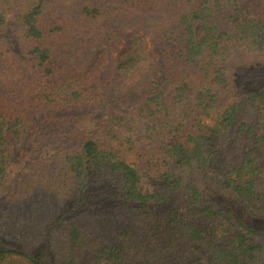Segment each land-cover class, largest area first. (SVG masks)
Returning <instances> with one entry per match:
<instances>
[{
	"label": "trees",
	"instance_id": "1",
	"mask_svg": "<svg viewBox=\"0 0 264 264\" xmlns=\"http://www.w3.org/2000/svg\"><path fill=\"white\" fill-rule=\"evenodd\" d=\"M2 192L0 264H264V0H0Z\"/></svg>",
	"mask_w": 264,
	"mask_h": 264
},
{
	"label": "rangeland",
	"instance_id": "2",
	"mask_svg": "<svg viewBox=\"0 0 264 264\" xmlns=\"http://www.w3.org/2000/svg\"><path fill=\"white\" fill-rule=\"evenodd\" d=\"M121 31L118 32L114 37L104 40L99 44V47H103L108 51V62H107V66L109 69L114 70V66L115 63L119 57V51L122 49L123 44H125L126 40H127V36L128 33H136L139 36H141L143 38V41L147 47V51L149 53H151L152 48L154 47V45H156V33L154 31V28L152 26L151 23L144 21V20H139V19H134L131 21H126V22H121ZM196 30L198 29V25H196ZM149 56L152 58V55L149 54ZM119 77V76H118ZM117 80H119L117 78ZM105 117V110H100L96 113L93 114V118L94 119H103ZM39 119L38 116H35L34 118H31V120L29 121V126L34 125L37 120ZM127 136L132 137V139L134 140L136 146L139 149L145 150V151H149L150 150V146L148 145V140L145 137L144 134V130L143 128H139L134 130L132 133L128 134ZM157 146V144H156ZM55 148H57V146L55 145V143H50L49 140L45 141L44 144L40 147V152L43 153H47L50 150H54ZM159 151V150H158ZM150 152H153V150ZM157 154H159L160 152H156ZM42 158V156H41ZM29 161V160H28ZM21 175H23V173L16 171L13 173V177H12V184L11 186L13 187V192L12 194H18V193H22L23 191V184L25 181V177H21ZM24 176V175H23ZM27 184L29 183V180H27ZM26 184V185H27ZM26 188V186H24ZM139 190L143 193H148L151 190H153V188L151 187V184L146 181L143 180L140 184H139ZM8 192H2L0 194V200H4L3 203L0 204V215H1V209L4 210V206L7 202V200H5V196ZM194 252H196L198 258L201 260L202 264H213L212 263V256L210 254L205 253L204 250L200 249L198 246H191L190 247Z\"/></svg>",
	"mask_w": 264,
	"mask_h": 264
}]
</instances>
